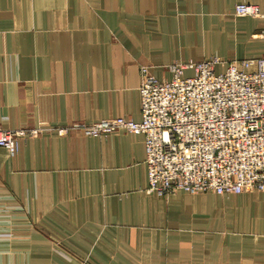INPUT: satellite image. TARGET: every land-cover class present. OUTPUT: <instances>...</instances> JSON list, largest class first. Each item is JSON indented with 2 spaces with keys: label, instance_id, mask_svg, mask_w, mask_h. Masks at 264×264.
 <instances>
[{
  "label": "crops",
  "instance_id": "obj_1",
  "mask_svg": "<svg viewBox=\"0 0 264 264\" xmlns=\"http://www.w3.org/2000/svg\"><path fill=\"white\" fill-rule=\"evenodd\" d=\"M264 0H0V126L142 119L141 66L264 54ZM191 72V71H188ZM144 136L0 146V264H264V191H148Z\"/></svg>",
  "mask_w": 264,
  "mask_h": 264
},
{
  "label": "built area",
  "instance_id": "obj_2",
  "mask_svg": "<svg viewBox=\"0 0 264 264\" xmlns=\"http://www.w3.org/2000/svg\"><path fill=\"white\" fill-rule=\"evenodd\" d=\"M234 11L264 18L252 2H239ZM221 62L219 56L176 61L167 67L170 78L141 66V120L115 116L66 126H0V146L14 155L20 137L44 130L94 136L136 132L144 136L150 192L264 191V54L231 60L217 72Z\"/></svg>",
  "mask_w": 264,
  "mask_h": 264
}]
</instances>
